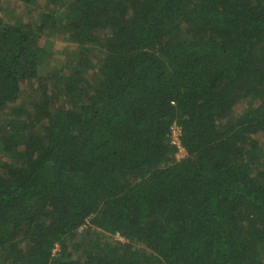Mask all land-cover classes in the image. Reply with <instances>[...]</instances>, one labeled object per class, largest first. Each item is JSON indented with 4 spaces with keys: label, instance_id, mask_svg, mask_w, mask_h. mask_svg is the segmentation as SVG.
I'll use <instances>...</instances> for the list:
<instances>
[{
    "label": "trees",
    "instance_id": "1",
    "mask_svg": "<svg viewBox=\"0 0 264 264\" xmlns=\"http://www.w3.org/2000/svg\"><path fill=\"white\" fill-rule=\"evenodd\" d=\"M17 1L0 264H264V0Z\"/></svg>",
    "mask_w": 264,
    "mask_h": 264
},
{
    "label": "rangeland",
    "instance_id": "2",
    "mask_svg": "<svg viewBox=\"0 0 264 264\" xmlns=\"http://www.w3.org/2000/svg\"><path fill=\"white\" fill-rule=\"evenodd\" d=\"M38 10L35 6L27 8L26 5L17 0H0V17L6 21L15 20H35L37 19ZM41 44L45 46L47 50V58L44 63L45 70L50 69V66L60 67L64 61L68 58L69 53L75 50V45L61 39L60 36L57 37H42ZM27 86V85H26ZM246 103H241L237 105L236 108L244 107ZM237 109V110H238ZM185 155L184 150L178 149L176 154L177 158H181ZM117 239V236L115 237ZM58 248V247H57ZM57 248L55 252H57Z\"/></svg>",
    "mask_w": 264,
    "mask_h": 264
},
{
    "label": "built area",
    "instance_id": "3",
    "mask_svg": "<svg viewBox=\"0 0 264 264\" xmlns=\"http://www.w3.org/2000/svg\"><path fill=\"white\" fill-rule=\"evenodd\" d=\"M170 142L172 144H175L178 146L179 149H181V144H180V128L176 124H172L170 128ZM119 239L122 240V238L119 237ZM57 246H55V249L53 250V254L55 253Z\"/></svg>",
    "mask_w": 264,
    "mask_h": 264
}]
</instances>
